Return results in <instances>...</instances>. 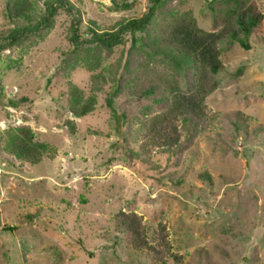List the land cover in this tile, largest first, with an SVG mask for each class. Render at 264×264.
I'll use <instances>...</instances> for the list:
<instances>
[{
    "label": "rangeland",
    "instance_id": "rangeland-1",
    "mask_svg": "<svg viewBox=\"0 0 264 264\" xmlns=\"http://www.w3.org/2000/svg\"><path fill=\"white\" fill-rule=\"evenodd\" d=\"M70 1L81 10L82 37L90 21L111 30L151 5ZM256 2L263 20L248 47L222 43L218 85L205 99L209 128L189 133L182 125L180 144L165 152L139 149L138 121L163 104L130 96L131 86L112 98L124 115L121 131L106 104L112 82H101L92 112H71L70 84L88 92L93 71L80 62L72 66L74 57L66 54L70 16L64 10L48 31L0 51V130L28 125L35 139L55 148L32 165L0 142V264H264V0ZM6 3L0 0V42L12 27ZM230 5L167 0L148 29L135 33V47L143 49L140 40L152 39L154 24L168 13L190 11L198 26L216 30ZM37 7L42 10V0ZM122 46L104 53L95 71L113 62ZM149 57L155 71L171 75L183 90L193 85V65L183 69L158 54ZM8 99L19 103L8 105ZM120 210L140 214L150 238L163 219L181 262L158 263L135 250L120 229Z\"/></svg>",
    "mask_w": 264,
    "mask_h": 264
},
{
    "label": "trees",
    "instance_id": "trees-1",
    "mask_svg": "<svg viewBox=\"0 0 264 264\" xmlns=\"http://www.w3.org/2000/svg\"><path fill=\"white\" fill-rule=\"evenodd\" d=\"M7 0L4 15L12 27L1 37L3 48L21 43L32 35L53 26L54 15L59 9L70 16L69 45L66 54L74 57L72 66L83 64L91 74V86L86 92L75 84L68 89L69 109L76 117H82L96 108L97 91L101 82H112V90L106 99L118 130H122L124 115L115 110L113 97L125 85L131 86L132 97H149L162 108L151 116L141 118L135 127V136L142 152H165L181 142V126L188 132L203 131L211 124L210 111L205 99L218 85L216 75L223 68L222 43L236 42L248 47V37L263 20V13L256 0H209L230 3L224 14L223 24L216 30H205L197 25L190 11L171 12L155 24V36L149 41L140 40L143 49L135 47L136 32H144L167 0H151V5L140 16L117 21L111 30H98L93 21L86 27L85 35L79 32L81 10L70 0ZM129 34L128 38L125 37ZM122 44L118 57L107 66L100 67L115 45ZM151 53L158 54L166 62L178 68L196 69L194 83L182 89L168 74L155 71L150 66ZM22 100V99H21ZM8 105L16 106L19 100L8 99ZM0 142L5 150L18 160L37 164L44 157H52L55 148L47 141L35 139L28 125L9 126L0 130ZM120 229L130 245L146 253L158 263L172 259L181 262L182 256L173 251L166 222L161 219L148 235L147 225L140 214L120 210L117 213ZM9 228L8 230H10Z\"/></svg>",
    "mask_w": 264,
    "mask_h": 264
}]
</instances>
